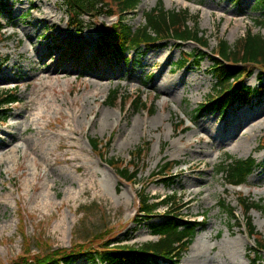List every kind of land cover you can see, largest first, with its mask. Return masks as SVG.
<instances>
[{
	"label": "rangeland",
	"instance_id": "1",
	"mask_svg": "<svg viewBox=\"0 0 264 264\" xmlns=\"http://www.w3.org/2000/svg\"><path fill=\"white\" fill-rule=\"evenodd\" d=\"M159 1L166 10H187L197 19L199 30L208 39L199 65L177 70L183 55L199 49L192 43L177 46L169 42L137 54L130 52V62L101 58L97 66H91L87 63L93 47L116 18H83L82 32L77 33L68 24L63 0H0V91L13 90L18 98L6 121L0 123V149L4 148L0 152V264H9L21 253L19 223L27 238L41 237L54 249L82 243L97 248L100 242H93L92 237L100 232L108 234L103 241L109 240L111 246L140 247L155 242L147 223L136 220L141 185L147 186L151 199L175 193L185 203L181 215L200 223L205 220L178 264H250L253 240L246 235L238 200L263 206L249 215L264 239V150H259L264 137V74L259 76L256 70L245 80L252 91L248 103L235 104L224 115L205 112L194 117L199 106L216 94L211 55L218 41L232 47L247 29L264 38V30L254 25L260 14L254 11L253 0H140L138 8L126 15L125 24L132 29L143 25V14ZM69 41L86 48L80 62L63 55L62 47ZM54 68L68 72V78L43 81L51 86L45 98L55 94L59 101L74 102L73 116L65 108L56 111L54 107L40 120V104L26 111L34 89L26 84ZM98 75L104 80L100 88H94ZM167 83L171 97H163L159 91ZM74 88L79 91L73 92ZM113 91L125 99L140 96L150 112L133 111L129 105L123 108L119 102L111 106ZM23 115L29 118L30 132L24 131ZM8 133L29 144L14 143L19 151L13 155V146L4 145ZM67 133L74 142L59 138ZM89 139L110 142L106 158L124 164L131 160V152L148 143L147 155L137 162V183L120 181L91 150ZM28 146L39 153L29 152ZM249 157L257 169L244 185L227 186L222 175L216 174L228 158ZM165 162L179 163L172 171L171 186L154 176ZM220 202L235 211V219L221 210ZM161 220L156 217L152 222ZM75 264L90 263L80 258ZM259 264H264V256Z\"/></svg>",
	"mask_w": 264,
	"mask_h": 264
},
{
	"label": "trees",
	"instance_id": "2",
	"mask_svg": "<svg viewBox=\"0 0 264 264\" xmlns=\"http://www.w3.org/2000/svg\"><path fill=\"white\" fill-rule=\"evenodd\" d=\"M253 1L254 11L260 14L254 25L264 30V0ZM139 4L140 0H63L68 24L77 33L82 32L83 18L96 19L102 16L116 18V22L110 28L104 29L100 41L93 47L92 59L87 64L97 66L101 58L117 63L128 62L130 52L137 54L142 49H149L157 44L174 42L177 46L192 43L199 49L197 53L183 55L176 65L177 70L185 68L188 64L199 65L203 60L202 51L208 49V39L199 30L197 19L193 20L187 10H166L159 1L154 8L143 14L144 24L132 29L124 20L126 15L138 8ZM190 21L193 26H189ZM2 30L3 26L0 24V32ZM62 53L80 62L85 55V47L81 44L74 45L69 41L62 47ZM199 55L201 56L198 57ZM211 61L216 94L199 106L195 111V119L205 112L224 115L233 105L248 103L252 91L244 82L256 70L259 71V76L264 74V38L259 33L254 34L247 29L245 35L232 47L226 41L219 40L215 51L212 52ZM110 98L111 106L119 102L123 108L129 105L133 111L150 112V107L140 96L125 99L117 91H113ZM17 102L15 91H0V123L6 121L10 106ZM88 143L91 150L105 161L120 181L128 184L137 183L139 171L137 162L147 155L148 143H144L130 153L131 160L128 164H124L121 160L106 158L110 142L103 144L96 139H89ZM259 150H264V137L260 140ZM178 165L177 162H165L154 176L162 184L171 186L174 184L172 171ZM256 169V162L251 157L245 160L228 158L218 166L216 174L222 175L228 186L238 187L245 184ZM146 190L147 186L141 185L137 195L136 220L147 223L150 234L156 238L155 242L140 247L111 246L109 240L103 241L108 234L100 232L92 237L93 242H100L97 248L82 243L75 244L69 249H54L41 237L27 238L22 223H19L18 232L22 240V250L9 264H75L80 258L90 264H159L162 261L178 264L188 251L198 230L203 227L205 220L200 223L181 215L185 203L177 198L175 193L158 200L151 199L146 194ZM238 204L243 214L246 235L253 240L254 246L249 249L252 255L250 264H259L261 257L264 256V239L256 232L249 214L252 210H263V206L245 199H239ZM219 207L229 217L235 219V211L232 208L222 202L219 203ZM159 209H164L162 215L158 213ZM156 217H162V220L153 223L152 220Z\"/></svg>",
	"mask_w": 264,
	"mask_h": 264
},
{
	"label": "bare ground",
	"instance_id": "3",
	"mask_svg": "<svg viewBox=\"0 0 264 264\" xmlns=\"http://www.w3.org/2000/svg\"><path fill=\"white\" fill-rule=\"evenodd\" d=\"M34 9L37 11V12H41V10L38 8V6H35ZM49 15V13H47ZM68 78V72L66 71H63V72H60L59 69L57 68H54V69H49L48 72H41L38 74V76H36L35 79H33L31 82H28L26 84V87L27 88H34L32 90V95L31 97L28 99L27 101V106H26V111L28 110H33V109H36L37 107V104H40V108H41V111L40 113L38 114V118L40 120L44 119L45 118V115L46 113L52 111V110H55L54 107L56 108V111H59L61 110L62 108H65L67 111H68V116H73V107H74V102L72 103H68L65 99H63L62 101H59L57 99V97L55 96V94H52L51 95V98H45V92H47V90L49 88H51L50 85H47V84H44L43 81H54V82H58V81H61V80H64V79H67ZM95 79H97V81L94 80V88L96 87H101V82L104 80L102 79V76L101 75H98L97 77H95ZM40 85V88L38 90H36V85L37 84ZM167 86H168V83L164 86H161L160 87V94L163 96V97H171L169 95V92L167 90ZM79 90L78 89H73V92L77 93ZM95 98V95H93L92 99ZM95 117H97L98 113H94ZM107 117V115H106ZM23 118H24V123H25V132H30L31 131V128L28 127V122H29V118L26 116V115H23ZM10 129H12L13 127L12 126H9ZM46 128H50L49 125L46 126ZM200 131H202L203 133H205V128L203 127H200ZM68 132L72 135H75L76 134V131L73 130V129H69ZM8 137H9V141L7 143H5L4 145L7 147V146H13L14 143L16 142H19V141H23V142H26L27 145L29 144L28 140H25L23 138H20V137H17V136H11L10 133L7 134ZM206 135L208 137H210L207 133ZM59 138L61 140H66V141H70V142H74V138H72L68 133L67 134H63V135H59ZM207 144H210V142H206ZM74 145H71V147H73ZM28 146V150L29 152L31 153H39V150L35 147H30ZM60 148H62V145L59 146ZM4 148H1L0 149V152H3ZM27 150V149H26ZM11 153L13 155H15V153H17L19 151V147L17 146H13L11 148ZM9 151V152H10ZM198 166V162L197 163H194L192 165V167H197ZM233 190V189H231Z\"/></svg>",
	"mask_w": 264,
	"mask_h": 264
}]
</instances>
